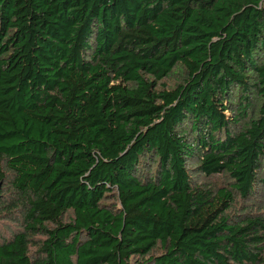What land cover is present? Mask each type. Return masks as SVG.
Masks as SVG:
<instances>
[{
	"label": "trees",
	"instance_id": "trees-1",
	"mask_svg": "<svg viewBox=\"0 0 264 264\" xmlns=\"http://www.w3.org/2000/svg\"><path fill=\"white\" fill-rule=\"evenodd\" d=\"M3 188L0 264H264V0H0Z\"/></svg>",
	"mask_w": 264,
	"mask_h": 264
},
{
	"label": "rangeland",
	"instance_id": "rangeland-1",
	"mask_svg": "<svg viewBox=\"0 0 264 264\" xmlns=\"http://www.w3.org/2000/svg\"><path fill=\"white\" fill-rule=\"evenodd\" d=\"M177 73H179V70H177ZM177 73L172 74L167 79H164V85L167 87L174 86L179 81V75ZM207 184H211L213 186H218L221 183H223V178L219 175H214L210 177L209 179H202ZM4 188L0 190V194H2L0 199V237L2 236H9L13 230L16 229L18 226V213L16 211H10L7 213L2 208V202H5L7 199V196H4ZM256 200L253 201V205H251V208L254 212H259L264 216V196H257L255 198ZM242 203H239L238 205H241Z\"/></svg>",
	"mask_w": 264,
	"mask_h": 264
}]
</instances>
